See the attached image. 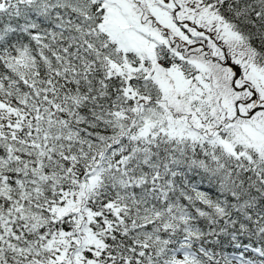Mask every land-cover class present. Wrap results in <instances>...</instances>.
<instances>
[{"label": "snow or ice", "instance_id": "snow-or-ice-1", "mask_svg": "<svg viewBox=\"0 0 264 264\" xmlns=\"http://www.w3.org/2000/svg\"><path fill=\"white\" fill-rule=\"evenodd\" d=\"M0 264H264V0H0Z\"/></svg>", "mask_w": 264, "mask_h": 264}]
</instances>
